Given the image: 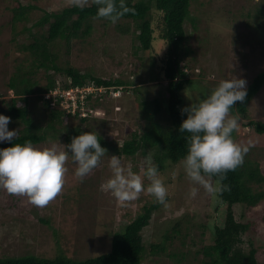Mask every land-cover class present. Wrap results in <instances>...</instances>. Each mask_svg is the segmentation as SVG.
<instances>
[{
	"label": "rangeland",
	"instance_id": "1",
	"mask_svg": "<svg viewBox=\"0 0 264 264\" xmlns=\"http://www.w3.org/2000/svg\"><path fill=\"white\" fill-rule=\"evenodd\" d=\"M92 2L93 0H82V5ZM18 4L39 8L37 11L29 10L33 18L40 10L55 12L74 5L73 0H0V94L8 99L14 97V92L9 89L11 78L31 71L33 63L30 53L20 49L28 45L32 38L29 33L20 35V32L25 26L31 28L33 21L18 23L13 29L14 9ZM249 12L258 14L256 25L261 26L255 25L249 30L242 19L239 21L241 14ZM120 24L126 26L129 32L120 31L121 27L116 23L108 25L96 21L93 23L91 36L72 41L68 54L65 44L58 52H61L59 62L64 67L72 65L83 73H92L103 78H119L130 83L126 92H122L121 98L112 97L109 101L107 99L103 102L104 106L98 108V114L106 115L108 121L124 120L129 129L128 133H122L125 130L118 127L110 129L111 123H107L102 132L110 141L111 148L107 149L100 164L81 180L75 177L76 166L69 157L62 191L46 206H35L28 202L27 197L12 195L0 189V258L34 254L47 258L65 256L80 261L107 254L112 248L113 234L131 223L139 214H144L145 206L158 203L146 191H142L135 200L119 203L109 193L100 190V184L111 175L109 157L118 155L114 150L115 146L131 138L130 135L137 129L136 121L141 125L144 123V119L140 118L142 105L158 97L164 102L167 95L163 66L157 60L158 47L155 46L149 52L135 54V23L121 21ZM255 28L258 33L253 30ZM185 29L189 40L184 48L192 50V53L181 64L188 78L185 82L186 88L180 93L182 107L190 106L206 97L221 79H232L235 76L243 78L247 81L248 90L256 76L264 72V53L253 49L256 42L264 46V0H193ZM38 32L37 29H32L33 34ZM42 32L44 31H40L41 34ZM248 36L249 41L245 42ZM34 70L35 75L31 77L33 82L46 85V71ZM55 79L63 82L67 78L65 75L56 74ZM31 101L34 107V98ZM107 110H111L110 114H107ZM248 111L249 120L264 121V86L250 101ZM230 114L239 116L240 126L232 133L233 138L248 147L247 155H261L264 151L256 140H252V130L244 125L248 119L237 112L236 105ZM43 117L41 112L36 115L39 127L34 132L45 133L46 129L40 123ZM158 120L167 125L163 115ZM64 124L69 125V128L75 127L73 122L66 120ZM91 124H95V121H91ZM11 129L19 133L24 130V125L15 124ZM141 131L143 130L139 132ZM54 134L56 137H52ZM54 134L50 132L49 139L37 146L43 148L52 144L57 147L66 145L65 137L69 134L67 129L63 128L61 132ZM258 137L264 138L263 135ZM148 151L154 156L155 150L147 148L132 158L121 157L125 165L131 163L133 170L140 172ZM261 156L259 159H262L261 166L264 171V156ZM173 171L177 172L175 179L172 177ZM160 174L165 184L170 186L167 206L163 205L154 212L151 224L143 233L144 243L150 245L159 240L162 242L161 236L178 221L184 222V233L186 228L191 230L187 238L176 241L177 250L185 254L184 261L162 256L148 264H202L203 255L196 253L204 245L211 243L213 236L212 231L208 230L201 237L203 229L200 226L211 227L216 222L214 190L209 192L201 185H193L186 177L181 163ZM148 183L145 178V186ZM193 186L198 189L194 198L189 196ZM234 210L239 219L241 206H236ZM222 213L218 216L220 223L224 215ZM247 217L257 220L258 225L249 230L244 239L251 237L256 243L264 245V218L261 219L264 217V200L258 207L251 209ZM183 240L185 245L181 244ZM258 256L264 262V247Z\"/></svg>",
	"mask_w": 264,
	"mask_h": 264
},
{
	"label": "trees",
	"instance_id": "2",
	"mask_svg": "<svg viewBox=\"0 0 264 264\" xmlns=\"http://www.w3.org/2000/svg\"><path fill=\"white\" fill-rule=\"evenodd\" d=\"M192 1L124 0L128 11H123L116 22L123 33H128L129 29L126 26L123 27L120 24L121 21L135 23L133 31L136 41L135 54L149 52L155 46L158 47L157 60L163 66L162 73L164 74L163 79L167 81L166 97L168 98L164 97L166 99L164 102L159 97L145 102L147 104L142 105L140 114V118L144 119L143 125L136 121L137 129L134 130L136 132L131 134V138L124 141L123 145L117 144L114 150L118 155L127 158H132L139 151L147 148L155 150L153 160L154 164L158 166L159 172L179 164L187 153L188 141L186 137L190 133L179 131L182 121L187 118L186 113L182 114L184 107H182L180 93L186 88L187 83L185 82L188 81L185 68L181 64L192 53V50L184 48L185 43L189 40L185 23L191 14ZM117 6L119 7V0H117ZM33 9L39 10L36 6L24 7L18 4L14 9L13 16V29L18 23L33 21L31 28L25 26L20 32V35L29 33V37H32L28 45L20 48L24 52H29L33 59L31 71L24 70L26 73L11 78L9 89L14 92L12 99L3 98L0 94V114L11 118L9 130L15 124L24 125V130L19 131L12 141L0 142V148H7L15 143L22 144L27 140L38 145L49 139L50 132L53 134L61 132L63 128L67 129L69 133L65 137L66 145L71 143L72 137L78 136L82 132L91 131L97 134L102 147L106 150L111 148L110 141L102 132L103 127L107 123H111L110 129L118 127L122 131L125 130L122 132L124 134L128 133L129 129H127L124 120L111 121L109 119L110 121H108L106 115H94L98 108L104 106L105 100L109 101L112 98L110 95H90L86 100V111L89 113L87 117H83L81 111L73 115L60 109L62 99L59 95L53 99L58 104L57 106H52L51 100H46L45 96L58 88L69 87L92 86L94 88L128 89L130 83L122 79L103 78L92 73H83L72 65L64 67L59 62L61 52L58 51L63 44H65L68 54L72 41L91 36L94 22L102 21L108 25L112 22L97 16V4L94 0L89 5L77 6L74 4L61 11L40 10V13L34 18L29 13V10ZM257 18V13L249 12L241 14L238 19L240 22L242 19L244 25L251 30L256 25ZM259 26L261 25H256V27ZM32 29H37L39 32L33 34ZM253 30L257 32L256 28ZM40 31L44 32L41 34ZM249 38L248 36V40L245 42H248ZM253 49L264 53V46L258 42L255 43ZM34 68L46 71L48 79L46 85L33 82L31 77L35 75ZM51 72L53 74H50ZM56 74L65 75L66 81H57ZM263 86L264 72L256 76L254 83L247 90L245 100L235 103L237 112L248 119L244 125L252 130V140L254 139L258 145L260 144L262 151H264V138L258 136L263 135L264 137V121L249 120L248 105ZM32 98L35 102L34 107L31 103L33 102ZM39 112L44 114L40 123L41 127H45V133L34 132V129L39 127L36 119ZM106 112L110 114L111 110ZM106 112L104 113L106 114ZM162 115L165 117L167 125L161 124L158 120ZM65 120L73 122L75 127L69 128V125H66L68 123L64 124ZM91 121H95V124H91ZM140 130L143 131L139 132ZM52 137H56L55 134ZM247 153L249 152L244 154L243 163L237 168L227 171L222 177L213 176L211 178L213 186L216 185L214 198L217 204L215 208L217 217L213 226H200L203 229L201 237H204L209 231H212L213 236L212 242L204 245L203 249L196 253V255H203L202 264H264L258 256L264 245L256 243L251 237L244 239L249 230L258 225L257 220L248 219V212L258 207L264 200V171L261 166L262 159H259L262 157L261 155L264 156V152L261 155H247ZM141 154L144 155V153ZM258 155L259 157L255 159ZM163 205L158 202L150 207L145 206L144 214H139L131 223L114 233L112 248L107 254L80 261L65 256L47 258L26 254L19 257L0 258V264H148L156 257L162 256L179 262L184 261L185 254L177 250L176 241L187 238L191 228H186V233H184L183 221L176 222L171 230L166 231L161 236L162 242L159 240L150 245L144 243V230L151 224L154 212ZM239 205L242 211L240 218L237 219L234 208ZM222 211H224V215L220 223L219 215ZM263 218L261 217V219ZM181 244L185 245L184 240L181 241Z\"/></svg>",
	"mask_w": 264,
	"mask_h": 264
},
{
	"label": "clouds",
	"instance_id": "3",
	"mask_svg": "<svg viewBox=\"0 0 264 264\" xmlns=\"http://www.w3.org/2000/svg\"><path fill=\"white\" fill-rule=\"evenodd\" d=\"M73 3L81 6L82 0H73ZM95 3L97 16L112 23L118 21L123 11H128L124 0H119V7L117 0H95ZM246 85L247 81L237 76L221 79L206 97L182 109L187 118L182 121L179 131L190 135L186 137L187 153L180 163L193 185H201L209 192L214 190L211 178L222 177L237 168L248 151L247 146L233 138L232 133L240 124L238 114H230L237 101L245 100ZM106 90L104 94L114 99L121 98L122 92L126 91L122 88ZM114 92L118 95L114 96ZM10 120L9 116L0 114V142L12 141L18 134L17 130H9ZM105 153L107 150L101 146L97 134L91 131L72 137L71 143L61 144V147L52 144L41 148L27 140L0 148V189L27 197L35 206H46L62 191L69 157L76 166L75 177L83 180L100 164ZM108 167L111 175L100 184V190L109 193L117 202L135 200L146 191L167 206L170 186L165 184L158 166L153 163L151 151L144 157L140 172L134 171L131 163L125 165L120 155H111ZM176 175L177 172L173 171V179ZM145 178L149 181L147 186ZM197 192V187L193 186L189 196L194 198Z\"/></svg>",
	"mask_w": 264,
	"mask_h": 264
},
{
	"label": "built area",
	"instance_id": "4",
	"mask_svg": "<svg viewBox=\"0 0 264 264\" xmlns=\"http://www.w3.org/2000/svg\"><path fill=\"white\" fill-rule=\"evenodd\" d=\"M105 88H94L89 87H74V88H58L56 91H51L50 94L46 96L47 100H51L52 106H57L56 101H53L56 95H59L62 99L60 104V109L66 110L68 113L73 115L77 114L78 111L82 112L83 117H87L89 113L87 109V98L90 95L98 96L106 93ZM114 96L118 95V92L112 93ZM96 112V111H95ZM95 114V113H94ZM98 114V111L96 112Z\"/></svg>",
	"mask_w": 264,
	"mask_h": 264
}]
</instances>
